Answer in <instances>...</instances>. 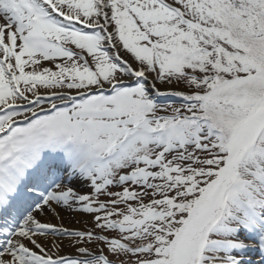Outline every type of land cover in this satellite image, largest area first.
<instances>
[{
    "label": "snow or ice",
    "instance_id": "obj_1",
    "mask_svg": "<svg viewBox=\"0 0 264 264\" xmlns=\"http://www.w3.org/2000/svg\"><path fill=\"white\" fill-rule=\"evenodd\" d=\"M0 264H264V0H0Z\"/></svg>",
    "mask_w": 264,
    "mask_h": 264
},
{
    "label": "rangeland",
    "instance_id": "obj_2",
    "mask_svg": "<svg viewBox=\"0 0 264 264\" xmlns=\"http://www.w3.org/2000/svg\"><path fill=\"white\" fill-rule=\"evenodd\" d=\"M175 99V98H174ZM75 227H81V225H74ZM65 243H67V242H65ZM65 249H67V250H69L70 252H69V254H71L74 250L72 249V248H70V247H65ZM67 255V254H66Z\"/></svg>",
    "mask_w": 264,
    "mask_h": 264
},
{
    "label": "bare ground",
    "instance_id": "obj_3",
    "mask_svg": "<svg viewBox=\"0 0 264 264\" xmlns=\"http://www.w3.org/2000/svg\"><path fill=\"white\" fill-rule=\"evenodd\" d=\"M74 226V225H73ZM69 250H67V249H64V254H69Z\"/></svg>",
    "mask_w": 264,
    "mask_h": 264
}]
</instances>
